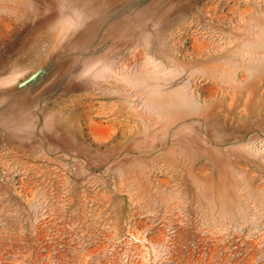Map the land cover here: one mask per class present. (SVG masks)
Masks as SVG:
<instances>
[{
    "label": "rangeland",
    "instance_id": "rangeland-1",
    "mask_svg": "<svg viewBox=\"0 0 264 264\" xmlns=\"http://www.w3.org/2000/svg\"><path fill=\"white\" fill-rule=\"evenodd\" d=\"M0 264H264V0H0Z\"/></svg>",
    "mask_w": 264,
    "mask_h": 264
}]
</instances>
